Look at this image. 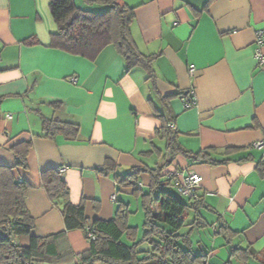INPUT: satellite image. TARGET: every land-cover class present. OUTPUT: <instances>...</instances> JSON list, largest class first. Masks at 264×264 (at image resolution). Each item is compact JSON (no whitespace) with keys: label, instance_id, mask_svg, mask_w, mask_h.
<instances>
[{"label":"crops","instance_id":"obj_1","mask_svg":"<svg viewBox=\"0 0 264 264\" xmlns=\"http://www.w3.org/2000/svg\"><path fill=\"white\" fill-rule=\"evenodd\" d=\"M75 1L93 11L107 8ZM120 1L135 8L131 33L142 52L155 56V81L140 66L127 70L113 46L93 59L52 47L58 26L50 0H0V165L13 167L17 178L30 185L26 204L35 218L32 234L47 237L65 230L66 199H52L46 190L49 170L65 181L71 202H85L90 221L113 218L121 203L131 210L129 194L137 186L145 191L149 174L142 173L138 185H120L113 172L106 175L97 168L108 159L117 163L119 173L154 167L166 151V137L156 132L165 118L185 149L222 160L180 154L167 168L169 175L195 172L203 177L198 192L210 205L202 215L211 224L192 233L194 248L207 253L210 263L224 264L230 244L215 232L223 220L237 232L233 245L262 250L264 176L257 165L264 160V148L254 143L264 138V67L254 51L257 31L264 28V0ZM31 37L36 43L23 42ZM191 90L196 101L190 107H185L190 95L173 97L169 106L160 97ZM44 118L77 123L79 137L45 136ZM25 141L30 147L27 165L21 166L11 147ZM139 201L137 195V209ZM132 215L131 210L129 224L134 226ZM194 215L190 212L187 221ZM135 225L141 236L140 222ZM30 240L31 235L19 239L23 245ZM65 240L76 255L89 248L80 229L58 238L62 247ZM150 248L148 243L139 246ZM65 264L78 262L72 257Z\"/></svg>","mask_w":264,"mask_h":264},{"label":"trees","instance_id":"obj_2","mask_svg":"<svg viewBox=\"0 0 264 264\" xmlns=\"http://www.w3.org/2000/svg\"><path fill=\"white\" fill-rule=\"evenodd\" d=\"M87 1L106 5L107 8L93 11L77 5L75 0H50L51 13L58 26V31L51 36L50 45L91 59L106 47L113 46L125 59L127 70L140 66L146 70L147 78L155 81V56L142 52L131 33L135 8L120 0ZM23 42L36 43L32 37ZM177 95L188 96L190 91H173L168 96H159L169 106V101ZM2 101L3 96H0V107ZM54 105L58 103L54 102ZM159 116L164 117L162 114ZM163 121L165 123L156 132L166 137L167 146L165 153L160 155L161 161L154 167L134 166L126 173H119L117 163L108 159L97 168L106 175L113 172L120 185H138L141 174H149V187L145 191L141 186L134 189V193L142 196L144 212L140 239L138 227L129 224L131 210L127 204L121 203L111 219L95 218L90 221L85 202L73 203L69 200L68 186L55 170L47 171L43 182L52 199H66L62 209L65 230L47 237L33 235L35 218L26 204L30 185L17 178L13 167L0 165V264H65L72 257L77 259L78 264H212L208 261L207 253H198L191 238L195 230L211 224L202 215L203 209H210V205L199 192L186 196L178 191L177 186L174 189V182H180L182 177L169 175L167 168L180 154L213 163L222 160L211 159L207 151L193 153L185 149L177 139V132L169 126L171 121L165 118ZM43 127L47 137H54L58 133L72 139L79 137L80 127L74 122L44 118ZM29 147L27 141L11 147L18 165H27ZM257 169L264 176V160L259 162ZM190 212L195 215L187 221ZM184 227H188V230L182 232ZM73 229L82 230L89 241V248L78 255L73 253L67 240L66 247H62L58 241L60 237L65 239L66 231ZM215 232L224 236L230 244V258L224 264H235V261L238 264H264V248L256 250L251 244L233 245L237 232L223 220L218 222ZM24 235H31L28 245L19 241ZM124 236L131 244L123 241ZM143 243H148L151 248L139 250Z\"/></svg>","mask_w":264,"mask_h":264},{"label":"built area","instance_id":"obj_3","mask_svg":"<svg viewBox=\"0 0 264 264\" xmlns=\"http://www.w3.org/2000/svg\"><path fill=\"white\" fill-rule=\"evenodd\" d=\"M256 48L254 51L255 58L258 64L264 67V28H261L257 31L256 34ZM74 81H77V77H73ZM195 92L194 90L190 91V98L186 99L185 107H190L195 103ZM254 146L258 148H264V138L262 140L256 141ZM203 180L202 175L190 172L187 176L182 177V180L177 183L178 191L186 196L196 195L198 192V187L201 185ZM92 235V233H89Z\"/></svg>","mask_w":264,"mask_h":264},{"label":"rangeland","instance_id":"obj_4","mask_svg":"<svg viewBox=\"0 0 264 264\" xmlns=\"http://www.w3.org/2000/svg\"><path fill=\"white\" fill-rule=\"evenodd\" d=\"M143 160L144 161H146V162H150V163H153L156 159H148V158H143ZM124 170V171H123ZM121 172H123V173H125V172H127L128 170H130V169H123ZM146 187L148 188L149 186L148 185H146ZM146 188V189H147ZM142 194V193H141ZM129 197L131 198V200H132V206H131V210H132V218H133V221H134V223L135 224H137L138 222H140V231H141V233H142V228H143V222H144V218H141V216H143L144 217V212H143V209H142V206H141V197L142 196H140V201H139V208L137 209V194L136 193H133V194H129ZM138 213L140 214V218H139V216H138ZM137 218L138 219H141L140 221H136L137 220ZM193 219V217L191 216L190 218H189V221L190 220H192ZM134 224V226H136ZM188 230V227H184L183 228V230H182V232H185V231H187ZM143 235V234H142ZM142 235L140 236L139 235V239L142 237ZM123 241H125V242H130L127 238H126V236H124L123 237ZM102 263V262H101ZM253 264H255V262H253Z\"/></svg>","mask_w":264,"mask_h":264}]
</instances>
